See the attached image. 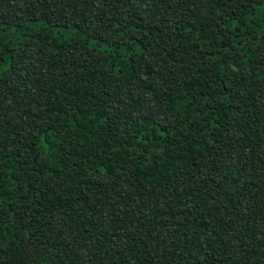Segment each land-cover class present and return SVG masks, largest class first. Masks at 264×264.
Listing matches in <instances>:
<instances>
[{
	"label": "trees",
	"instance_id": "1",
	"mask_svg": "<svg viewBox=\"0 0 264 264\" xmlns=\"http://www.w3.org/2000/svg\"><path fill=\"white\" fill-rule=\"evenodd\" d=\"M0 264H264V0H0Z\"/></svg>",
	"mask_w": 264,
	"mask_h": 264
}]
</instances>
